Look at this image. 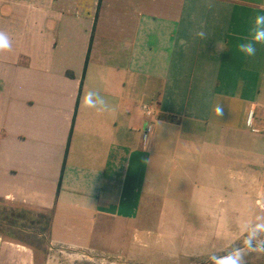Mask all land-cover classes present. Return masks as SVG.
Returning <instances> with one entry per match:
<instances>
[{
	"label": "crops",
	"instance_id": "1",
	"mask_svg": "<svg viewBox=\"0 0 264 264\" xmlns=\"http://www.w3.org/2000/svg\"><path fill=\"white\" fill-rule=\"evenodd\" d=\"M261 9L264 0H0L12 42L0 52V264H47L32 210L52 212L50 246L125 257L189 232L191 212L219 217L228 179L227 200L254 201L246 194L260 184L264 207V46L254 57L236 48ZM201 27L206 40L193 37ZM89 89L111 110L86 109ZM142 105L155 108L153 125Z\"/></svg>",
	"mask_w": 264,
	"mask_h": 264
},
{
	"label": "rangeland",
	"instance_id": "2",
	"mask_svg": "<svg viewBox=\"0 0 264 264\" xmlns=\"http://www.w3.org/2000/svg\"><path fill=\"white\" fill-rule=\"evenodd\" d=\"M226 177H229V174ZM226 181L227 183L224 184L226 189L220 195L224 200L216 203L221 210L219 217H207L199 222L196 217H192L195 213L191 212L189 232L182 234L175 232L174 239L165 244L158 242L159 240L155 241L154 238L153 241L157 245L154 244L156 245L154 247L150 244L153 245L152 248L145 249L144 253L138 251L136 256L127 253L124 257L121 254L113 255L97 250L80 251L78 247L64 245L52 247L48 232L42 233L39 241L31 240V242L40 255L45 253L50 256L47 264H199L211 259L218 264H264V212L262 211L264 207L261 201V186L255 184L251 192L248 191L246 194L251 198L250 193H252L254 201L241 200L242 195L239 197L240 200L234 203L227 200L230 196L231 181L230 179ZM241 189L246 193L244 186ZM235 205L238 208L237 217L230 215V210ZM191 206L195 208L193 204ZM3 207L0 201V208ZM48 214L35 210L29 212V217L32 219L29 223L31 228L41 230V227H46ZM194 225L195 230H193ZM101 235L102 239L107 236V234ZM68 239L78 240L82 245L107 246L103 240L89 241L75 235L69 236ZM163 245L166 248H162ZM148 255L149 258L144 260L143 257Z\"/></svg>",
	"mask_w": 264,
	"mask_h": 264
},
{
	"label": "clouds",
	"instance_id": "3",
	"mask_svg": "<svg viewBox=\"0 0 264 264\" xmlns=\"http://www.w3.org/2000/svg\"><path fill=\"white\" fill-rule=\"evenodd\" d=\"M193 37L206 40L207 33L201 27L200 30L193 33ZM257 46H264V9H261L252 17L247 34L236 45V48L245 57H254L257 54ZM217 47L220 50L224 49L222 44H217ZM11 48L12 42L8 35L0 31V52L8 51ZM80 102L86 109L95 110L97 113H104L111 110V105L108 100L96 89L87 90L81 96ZM216 112L222 115L221 107H217Z\"/></svg>",
	"mask_w": 264,
	"mask_h": 264
},
{
	"label": "built area",
	"instance_id": "4",
	"mask_svg": "<svg viewBox=\"0 0 264 264\" xmlns=\"http://www.w3.org/2000/svg\"><path fill=\"white\" fill-rule=\"evenodd\" d=\"M141 111H142V114L144 115L145 117V120L150 124V125H153V123L157 120V112L155 110V108L151 107V106H147V105H142L141 106ZM255 115L253 112H250L248 114V117H247V125L248 126H252V123H253V119H254ZM148 125V127L146 129H148L146 132H143L142 134V139L143 141H147V138H148V134L149 132H151V126ZM255 129H253L254 131ZM256 131V130H255Z\"/></svg>",
	"mask_w": 264,
	"mask_h": 264
},
{
	"label": "trees",
	"instance_id": "5",
	"mask_svg": "<svg viewBox=\"0 0 264 264\" xmlns=\"http://www.w3.org/2000/svg\"><path fill=\"white\" fill-rule=\"evenodd\" d=\"M68 75H70V74L68 73ZM48 213L49 214L46 216V227H41L42 229L40 230V231H42V233L48 232L50 225H51L52 212H48ZM3 217H5L7 219L5 212L0 210V226H1V222L3 220ZM31 220L32 219L29 217V223L31 222ZM3 221H5V220H3ZM199 264H218V263L214 259H211V260H207L205 262H201Z\"/></svg>",
	"mask_w": 264,
	"mask_h": 264
}]
</instances>
